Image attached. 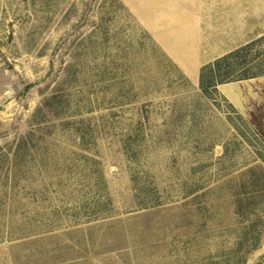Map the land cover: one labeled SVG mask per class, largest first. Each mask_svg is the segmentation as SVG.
Masks as SVG:
<instances>
[{"label":"rangeland","instance_id":"1","mask_svg":"<svg viewBox=\"0 0 264 264\" xmlns=\"http://www.w3.org/2000/svg\"><path fill=\"white\" fill-rule=\"evenodd\" d=\"M246 3L0 0V264H264V15L236 31ZM238 47L257 74L202 88Z\"/></svg>","mask_w":264,"mask_h":264},{"label":"trees","instance_id":"2","mask_svg":"<svg viewBox=\"0 0 264 264\" xmlns=\"http://www.w3.org/2000/svg\"><path fill=\"white\" fill-rule=\"evenodd\" d=\"M243 47L235 48L221 56H218L214 58L212 61L204 64L199 71V79L202 84V88H205V85H211L212 81L214 83H219L223 81H227L230 79H236V78H244L248 76H253L257 74V71H246L247 69H244L241 71V67L239 66L237 68L232 67L233 62H231V59L233 57H237L239 55L240 51H242ZM242 61H237L234 64H241ZM216 66V71L213 70L212 75H208L207 79H205V73L206 69H213V67Z\"/></svg>","mask_w":264,"mask_h":264},{"label":"crops","instance_id":"3","mask_svg":"<svg viewBox=\"0 0 264 264\" xmlns=\"http://www.w3.org/2000/svg\"><path fill=\"white\" fill-rule=\"evenodd\" d=\"M232 1H246L247 3L244 5V7H246L248 10L245 12L244 10H241V12H239V10H236V13L233 14V21L232 24L236 25V31H244V30H250V28H244V24L245 25H249L247 23V21L245 19H243L244 17L248 18L250 16H252V14L254 16L258 15V14H263L264 15V0H232ZM243 8V6H241ZM253 9V10H250ZM242 18V20H241ZM246 22V23H245ZM222 30H225V28H222ZM180 67L183 69V71L186 72H190L191 74L194 73L193 68H189L187 67L186 64H183L180 62V60H178ZM228 83L224 84V83H220V85H223L224 87H226Z\"/></svg>","mask_w":264,"mask_h":264}]
</instances>
